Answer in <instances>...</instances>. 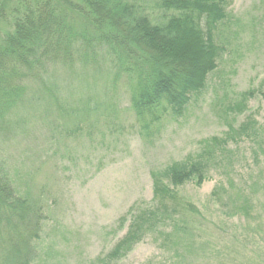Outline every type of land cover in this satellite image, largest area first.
Returning a JSON list of instances; mask_svg holds the SVG:
<instances>
[{
    "label": "trees",
    "instance_id": "trees-1",
    "mask_svg": "<svg viewBox=\"0 0 264 264\" xmlns=\"http://www.w3.org/2000/svg\"><path fill=\"white\" fill-rule=\"evenodd\" d=\"M231 3L4 0L0 16L5 8L10 15L9 30L0 35V148L7 137L32 124L35 110L54 111L58 120L71 125V135L88 132L111 111L102 110L104 104L94 103L87 94L96 91L99 80L108 86L124 78L141 135L148 136L168 118L183 117L207 89L209 76L225 55L217 38L231 20ZM60 70L69 71L68 84L62 83ZM33 82L41 84L37 93L30 91ZM250 95L242 94L246 103ZM243 107L237 101L226 110L239 115ZM228 127L225 137L204 139L199 151L153 171L152 203L134 205L123 237L107 254L86 264H117L148 235L159 237L161 247L170 243L181 253L179 246L188 245L205 220L179 188L189 182L201 187L212 171L230 163L231 142L247 141L264 152V138L253 117ZM16 171L0 151V264H36L47 205L28 187L21 191ZM234 184L228 179L212 196L223 207L228 200L232 215L250 218L253 198L241 186L234 192ZM125 221L121 218V228ZM174 257L182 259L183 254Z\"/></svg>",
    "mask_w": 264,
    "mask_h": 264
},
{
    "label": "rangeland",
    "instance_id": "rangeland-1",
    "mask_svg": "<svg viewBox=\"0 0 264 264\" xmlns=\"http://www.w3.org/2000/svg\"><path fill=\"white\" fill-rule=\"evenodd\" d=\"M229 11L231 20L217 38L225 55L183 117L168 118L141 135L124 78L108 86L98 78L96 91L87 94L111 111L88 132L71 135V125L54 111L35 110L27 129L5 139L0 151L17 170V186L23 192L28 187L47 205L36 264H86L107 254L127 232L130 209L152 203V172L199 151L204 139L225 137L229 123L239 127L253 117L264 138V0H232ZM9 15L5 8L0 35L9 30ZM67 73L60 72L64 84ZM40 86L33 82L30 91L37 93ZM246 92L251 93L247 103ZM237 101L244 104L242 114L226 110ZM230 148L231 162L212 171L201 187L189 182L179 188L205 220L188 245L179 246L181 253L148 235L117 264H264V152L247 141L231 142ZM228 179L234 192L241 186L253 198L250 218L232 215L228 200L223 207L212 196ZM121 218H126L122 228ZM181 254L182 259L174 257Z\"/></svg>",
    "mask_w": 264,
    "mask_h": 264
}]
</instances>
